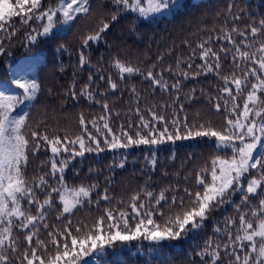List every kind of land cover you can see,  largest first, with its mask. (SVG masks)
Segmentation results:
<instances>
[{
  "label": "trees",
  "instance_id": "obj_1",
  "mask_svg": "<svg viewBox=\"0 0 264 264\" xmlns=\"http://www.w3.org/2000/svg\"><path fill=\"white\" fill-rule=\"evenodd\" d=\"M11 3L19 12L16 0ZM58 3L59 0H42L44 8L49 5L56 7ZM182 3L183 7L174 14L152 20L141 19L133 12L125 10L111 23L109 30L103 34V39L91 41L88 46H82V38L93 32L101 19L110 20L111 14L117 8L113 0H88L90 11L77 14L75 20L68 23H63V15L58 13L52 30L46 35L42 34L40 20H29L25 24L21 23L20 15L11 18V27L0 31V42L5 49L0 53V90H11L12 95H18L23 100L17 105L16 114L28 113L25 133L30 134V131L36 130L47 132L50 137L57 134L63 137L66 134L70 139L84 134L87 142V134L82 133L79 124L80 114L83 113L88 122V132L99 139L101 147L105 149L103 152H85L83 156H76L63 173L69 199L73 188L92 184L97 187L72 213H65L59 218L58 212L62 211L63 205L58 195L56 196L54 206L48 209L45 217L49 227L45 229L44 221L38 222L39 238L46 243L49 240L48 232L64 230L69 221L73 234H76L77 227L84 229L86 225L91 229L95 221L104 214L105 208L130 211L125 206L131 196L142 188L157 195L162 190H168L167 202H161L154 217L158 223L163 224L179 210L175 206L170 209L172 196L184 197L187 202L185 189L192 193L203 190L197 184V174L211 182L212 160L217 156L231 157L230 148H218L215 139L207 137L166 141L158 145H133L127 149H108L104 144L105 138L111 140L112 135L120 137L126 143L122 132H127L134 139L138 138L137 132L147 136L148 129L140 127L141 115L150 122V126L162 130L164 123L153 121L148 109L164 115L169 122L174 118L179 119L181 125L185 117L189 126L202 123L207 125L210 121L217 130L226 127V119L234 118L238 114L225 113L223 108L217 111L214 103L223 104L222 100L218 101V96L221 95L218 89L223 86L221 77L230 75L233 71L240 75V70L234 68L230 56L225 59L221 53L219 76L214 72H201L193 78L191 73L198 71L196 65L203 61L198 55L199 49L196 55H193L192 49L197 48L209 36L213 37L210 46L214 50L219 51L221 46L231 48L232 45L227 41L218 39L223 34L221 29H230L233 25L244 29L246 25L264 19V0H182ZM234 16L239 19L233 20ZM13 28L15 33L11 34ZM30 35L36 36L35 42L29 40ZM81 52L88 61L83 65L80 63ZM117 58L139 67L141 73H126L121 78L113 66V61ZM177 60L181 61L180 68L186 69L188 63H192L193 67L189 70L187 79L175 75L178 71ZM32 61L36 64L32 68L33 75L30 80H36L40 88L35 99L26 100L22 96L23 90L12 81L24 77V71L20 67ZM153 65L157 73L172 67V71L163 72V79L170 85L176 79L181 81L178 100L176 90L171 87L162 90L145 78L147 70ZM109 76L118 84L117 89L110 87ZM2 83L4 84L1 85ZM86 84L90 85L92 98L80 95L81 88ZM133 86L135 92L132 91ZM70 89L77 93L76 97L71 95ZM222 95L227 98L226 93ZM244 98L246 91L235 102L240 105L241 110ZM104 103L109 105L108 110L103 108ZM228 106H232L231 100ZM137 108L140 109L139 113ZM101 116L106 117V120L99 119ZM93 120L96 121L99 131L92 126ZM105 122L111 132L103 127ZM169 131H173L170 123ZM180 132L181 135L185 133L182 126ZM74 147L79 150L78 144ZM50 155V149L41 150L35 155L29 151L28 164L24 171L28 183L34 188L37 183L34 178L50 171V165L43 163ZM62 155L67 157L68 153ZM255 155H259V152ZM153 159L156 161L155 165L151 163ZM122 161L123 167H120ZM252 171L254 174L255 170ZM45 179L49 181V185L56 186L52 178L45 176ZM105 190L111 199H101L97 204V199L105 194ZM36 195L42 201L46 191L37 189ZM242 195L243 192L240 191L226 195L223 203H217L211 209L202 226L188 232L183 238L162 242L146 240L143 237L132 241H115L83 256L79 264H201L197 252L201 250L204 242L211 238L213 245L227 243L228 238L224 232L226 220L236 219L238 224L239 212L247 211L243 206L237 208V205H241ZM253 203L256 201L253 200ZM26 207L32 215H36V207ZM161 211L162 216L159 215ZM108 223L110 222L105 221L103 224L102 234H108ZM132 223L134 221L130 219V224ZM28 231L20 228L13 230L19 247L14 255L9 252L12 264H18L16 256L22 255L27 247L25 236ZM232 231L235 235L234 228ZM47 251L54 254L55 249L49 245ZM38 254L47 259L43 250Z\"/></svg>",
  "mask_w": 264,
  "mask_h": 264
},
{
  "label": "snow or ice",
  "instance_id": "obj_2",
  "mask_svg": "<svg viewBox=\"0 0 264 264\" xmlns=\"http://www.w3.org/2000/svg\"><path fill=\"white\" fill-rule=\"evenodd\" d=\"M113 2L117 8L111 14L110 20L101 19L97 28L82 38V46H88L91 41L103 39V34L109 30L111 23L115 22L119 14L125 10L131 9L142 17H148L150 14H174L183 7L182 0H148L147 7L141 6L142 0H132L131 3L130 0H113ZM26 4L29 7L25 8ZM16 5L20 9L19 12L9 0H0V31H6L11 27V18L20 15L21 23L25 24L29 20L46 18L48 23L43 26L42 34H48L52 30L53 19L58 13L63 15L62 22L68 23L74 21L77 14H86L90 11L87 6L88 0H70V2L59 0L56 7L49 5L47 8L43 7L42 0H16ZM231 7L230 5L229 8ZM236 19L239 17L234 16L233 20ZM221 32L223 34L219 35L218 39L227 41L232 47L221 46L219 51H216L210 46L213 37L209 36L201 41L197 48L192 49V52L196 55L199 49L198 55L203 63L196 65L198 71L192 72L191 76L197 77L201 72H214L219 76L221 53L224 54L225 59L230 56L234 68L240 70V75L233 71L230 75L221 77L223 86L218 89L221 93L218 101L222 100L223 104L214 103L217 111L223 108L225 113H238L234 118L226 119V127L217 130L212 127L210 121L207 125L202 123L189 126L187 117L181 125L179 119L174 118L169 122L166 121L164 115H158L157 112L148 109L153 121L164 123L162 130L150 126V122L141 115L140 127L148 129L147 136L137 132L138 138L134 139L127 132H122L126 143L116 135H112L111 140L107 138L104 140L108 149H127L133 145H158L166 141L175 142L207 137L214 138L218 148H230L232 152L230 158L217 156L212 160L211 182H207L203 175L197 174V184L202 187V191L192 193L185 189L187 202L184 197H171L170 209L175 206L179 210L163 224L158 223L154 217L161 202H167L166 192L168 190H162L157 195L142 188L140 192L131 196L129 203L125 206L130 211L105 208L104 214L95 221L91 229H88L86 225L84 229L77 227L76 234H73L69 221L64 230L56 229L48 232L47 243L40 239L38 222L44 221L45 229L49 227L45 217L48 209L54 206L57 195L63 205L62 211L58 212L59 218L65 213H72L73 209L84 203L93 189L97 187L96 184L80 185L71 190L69 199L67 195L69 190L63 173L70 166L71 161L76 156H83L85 152H103L105 149L101 147V141L88 132V122L83 113L80 114L79 124L82 133L87 134V142L84 134L76 136L75 139H70L66 134L63 137L59 134L50 137L47 132L36 130L26 134L28 113L16 114L17 105L23 100L18 95H6L0 92V264H12L9 252L14 255L18 251L17 238L13 236L14 228L29 230L25 236L27 247L22 255L16 256L18 264H79L83 256L89 255L98 248L102 249L105 245H111L115 241H132L143 237L146 240L162 242L183 238L188 232L200 228L211 209L217 203H223L226 195L236 191L243 192L241 205H237V208L243 206L247 211L239 212L238 224L236 219L226 220L224 232L228 238L227 243L213 245L212 239L209 238L197 255L201 259V264H221L222 261L223 264H264V19L254 21L246 25L244 29L233 25L230 29L222 28ZM14 33L13 28L11 34ZM29 40L35 42L36 36L30 35ZM4 51L3 43L0 42V53ZM87 62L81 52V65ZM180 64L181 61L177 60L178 71L175 75L187 79L193 65L188 63L185 69L180 68ZM113 66L118 70L121 78L126 73H141L139 67L118 58L114 59ZM154 68L155 65L147 70L145 78L162 90H168L169 87L176 90L178 100L181 81L176 79L170 85L167 80L163 79V72L172 71V67L169 66L160 73L155 72ZM89 80H92L91 75ZM108 81L113 90L118 88V84L112 81L111 76ZM12 83L23 90L22 96L26 100L35 99L40 88L36 80L22 82L17 79ZM89 87V84L84 85L80 90V95L92 98L93 94L89 91ZM70 91L73 97L77 96L74 90L70 89ZM132 91L135 92V86ZM245 91L246 98H244L241 110L240 105L235 102L244 96ZM224 93L227 94V98L222 95ZM229 100L232 102L230 108ZM103 108L108 110L109 105L104 103ZM180 108L183 109L182 104ZM136 111L139 113L140 109L137 108ZM99 119L106 120V117L101 116ZM91 123L99 131L96 121L93 120ZM169 123L173 127L171 132ZM181 126L185 130L183 135L180 132ZM103 127L111 132L107 122ZM76 144L79 145V150L74 147ZM49 149L51 155L43 163L50 165V171L34 178L37 180L34 188L28 183L24 171L28 164L29 151L35 155L41 150ZM257 151L259 155H255ZM63 153H68L67 157H64ZM151 163L155 165V159ZM119 166L123 167V161ZM252 170H255L254 174ZM45 176L52 178L56 186L49 185ZM37 189L46 191V196L42 201L36 195ZM101 199L104 201L111 199L107 190L97 199L96 203L99 204ZM253 200L256 203H253ZM120 203L123 204V201ZM26 205L36 207V215H32ZM159 215L162 216L163 212L161 211ZM130 219L134 223L130 224ZM105 221L110 222L106 235L102 234ZM233 228L235 235H233ZM49 245L55 249L54 254L48 253ZM40 250L44 251L47 259L38 254Z\"/></svg>",
  "mask_w": 264,
  "mask_h": 264
},
{
  "label": "rangeland",
  "instance_id": "obj_3",
  "mask_svg": "<svg viewBox=\"0 0 264 264\" xmlns=\"http://www.w3.org/2000/svg\"><path fill=\"white\" fill-rule=\"evenodd\" d=\"M11 1L12 0H9L10 3H11ZM131 2H132V0H130V3ZM141 6L147 7L148 6V0H142ZM128 10L131 11V12H133L139 18L144 19V20H152V19H157V18H159L161 16H164V15H159V14H150L148 17H142V16H140V14L138 12L133 11L131 9H128ZM170 14H165V15H170ZM40 22H42V24H40V26L42 27L41 30H42V33H43V26L46 25L48 23V21H47L46 18H44V19H40ZM54 22H55V17L53 19V26H54ZM34 64H36L35 61L34 62L32 61L31 63H27V64H22V66L20 68H22V70L24 71V77L20 78L19 80H21L23 82L25 80H30L32 78V75H33L32 68H33ZM2 88H4V87L2 86ZM0 92L5 93L6 95H9V94L12 95L13 94V91H11V90H8V91L0 90ZM238 143L239 142H237V144ZM217 171H218V169H217Z\"/></svg>",
  "mask_w": 264,
  "mask_h": 264
},
{
  "label": "bare ground",
  "instance_id": "obj_4",
  "mask_svg": "<svg viewBox=\"0 0 264 264\" xmlns=\"http://www.w3.org/2000/svg\"><path fill=\"white\" fill-rule=\"evenodd\" d=\"M134 14V13H133Z\"/></svg>",
  "mask_w": 264,
  "mask_h": 264
}]
</instances>
